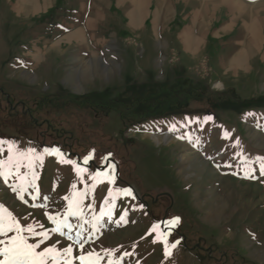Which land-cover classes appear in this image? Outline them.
<instances>
[{"label": "rangeland", "instance_id": "374dc122", "mask_svg": "<svg viewBox=\"0 0 264 264\" xmlns=\"http://www.w3.org/2000/svg\"><path fill=\"white\" fill-rule=\"evenodd\" d=\"M66 1L0 0V162L12 157L0 205L49 233L38 252L71 245L79 256V232L100 264H264V0H151L135 56L98 63L100 78L62 77L42 61L70 21ZM53 148L62 155L44 152ZM96 172L115 182L96 183ZM74 184L88 193L83 220L67 216ZM46 213L72 229L52 232Z\"/></svg>", "mask_w": 264, "mask_h": 264}, {"label": "crops", "instance_id": "0c3cea01", "mask_svg": "<svg viewBox=\"0 0 264 264\" xmlns=\"http://www.w3.org/2000/svg\"><path fill=\"white\" fill-rule=\"evenodd\" d=\"M70 4V21L55 28L48 51H41L42 61L57 63L56 68L66 78H100L98 63L130 61L136 53L137 29L142 30L144 13L151 0H67ZM72 5V8H71ZM128 8L124 10V7ZM123 8L129 24L121 21ZM108 12V13H106ZM139 19L140 25L132 23ZM71 22V23H68ZM136 27V28H135ZM142 28V29H141ZM199 24L185 27L188 34L195 32ZM218 29L217 35L220 34ZM145 41V40H144ZM42 50V49H41ZM44 53V54H43ZM131 58V59H130ZM52 70V69H51Z\"/></svg>", "mask_w": 264, "mask_h": 264}, {"label": "snow or ice", "instance_id": "6c2138e0", "mask_svg": "<svg viewBox=\"0 0 264 264\" xmlns=\"http://www.w3.org/2000/svg\"><path fill=\"white\" fill-rule=\"evenodd\" d=\"M208 119H210V117ZM225 135L227 136V133H225ZM14 147L15 145H10L8 149L9 152H11ZM34 152V149H28L27 153L20 152L19 155L28 156L29 154H32ZM44 152L47 154L62 155L60 153V150L57 148L45 149ZM11 159L12 157H9L8 161L0 162V167H5L7 163L11 162ZM37 159H42V157H37ZM91 159V155L89 157H86L84 163L87 164ZM258 160L260 163V174L264 176V158H258ZM61 162L73 164L76 168L77 173L81 177H83L84 173L87 171V169L81 168L79 165H77L75 161L62 159ZM252 171L253 169L249 166V171L245 173V176L251 177ZM4 174L5 173H0V175ZM90 178L96 183H101L104 181V179H107L109 183L115 182V177L110 173L105 172H96L95 174L91 175ZM96 183L91 186L89 191L95 189ZM72 187L74 189L72 197H64V199L68 201L67 216H79L83 220L84 213L82 205L83 200L88 193L87 191H75V184ZM13 191L17 192L19 199H24L23 192L26 191V189L22 184L14 187ZM123 194L131 195L132 193L130 190H124ZM112 195L113 194L110 192L109 196L111 197ZM46 215L48 216L49 220L53 221L56 224V227L51 230L52 232H57L61 235H65V233L63 232L64 228H67L69 230L72 229V225L67 222V216H65L63 220H58L57 217L48 215L47 213ZM167 223L170 225L178 224L179 218H175L174 220ZM159 228L160 225H154L152 231L157 232ZM13 231L16 233V235L8 237V233ZM25 231L30 233L32 236H39L42 239L39 243H29L27 237L22 235V233H24ZM76 235V243H79V247L81 249V254L79 256L73 258V247L71 245L63 248L62 250H58L55 246H52L38 252L37 249L40 248L41 244L45 240L49 239V233L47 231L37 232L32 226H29L27 229L21 227L20 222L16 219V217L13 216V214L7 208H5L3 205H0V236L8 237L7 240H0V245H3L2 247H0V257H3V259H0V264H48L49 258H51L52 264H62V262L63 264H73V259L78 260L79 264H100V261L102 259L101 255L94 251H88L86 253L83 252L84 244L79 242L80 233L78 232ZM68 239H72L71 235L68 236ZM174 246L175 245H173L172 247ZM105 254L112 255L110 251L106 252ZM109 264H111V261L109 262Z\"/></svg>", "mask_w": 264, "mask_h": 264}, {"label": "bare ground", "instance_id": "6f19581e", "mask_svg": "<svg viewBox=\"0 0 264 264\" xmlns=\"http://www.w3.org/2000/svg\"><path fill=\"white\" fill-rule=\"evenodd\" d=\"M218 87H222L223 85H222V83H219L218 85H217ZM155 136V135H154ZM170 137H172V136H170L169 134L168 135H165V136H163V137H159V136H155L154 137V139H155V141L158 143V144H161L163 141H165V140H169L170 139ZM172 141V140H171ZM23 143V142H22ZM21 144V143H20ZM19 144V145H20ZM25 144V143H24ZM30 145V144H29ZM25 146V145H24ZM23 147V146H22ZM30 148V147H29ZM36 150V149H35ZM164 154V152H162V154L160 153L158 156H162ZM155 158V157H154Z\"/></svg>", "mask_w": 264, "mask_h": 264}]
</instances>
